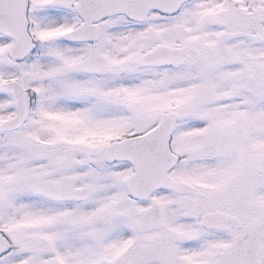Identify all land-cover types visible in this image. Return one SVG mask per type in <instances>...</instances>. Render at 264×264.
Listing matches in <instances>:
<instances>
[{"label": "snow or ice", "instance_id": "obj_1", "mask_svg": "<svg viewBox=\"0 0 264 264\" xmlns=\"http://www.w3.org/2000/svg\"><path fill=\"white\" fill-rule=\"evenodd\" d=\"M0 264H264V0H0Z\"/></svg>", "mask_w": 264, "mask_h": 264}]
</instances>
